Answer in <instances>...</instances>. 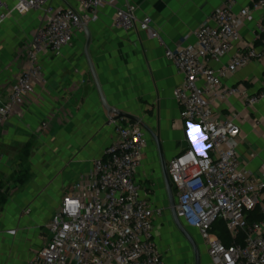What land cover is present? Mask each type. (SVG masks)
Returning <instances> with one entry per match:
<instances>
[{
	"label": "crops",
	"instance_id": "crops-1",
	"mask_svg": "<svg viewBox=\"0 0 264 264\" xmlns=\"http://www.w3.org/2000/svg\"><path fill=\"white\" fill-rule=\"evenodd\" d=\"M106 1L113 4L102 7L98 20L87 27L91 39L89 55L99 84L110 107L140 119L160 139L168 172V163L181 152L196 148L200 153L203 140L199 128L181 120L174 92L184 78L166 59V51L183 45L184 37L192 35L227 0ZM248 4L247 0L241 1L236 11ZM50 6L75 7V1L51 0ZM128 6L136 8L139 19L153 20L162 43L147 33L114 27L117 10ZM263 16L262 11L252 14L242 29L244 39L253 40ZM45 21L44 11H33L25 16L15 15L0 26L1 99L7 98L23 72L22 51L34 41ZM189 42H194V38ZM87 43L84 30L62 55H45L44 77L36 83L34 94L0 129V154L4 156L0 194L9 187L13 192L0 207V264H28L46 245L50 239L46 227L64 197L73 185L88 176L94 162L117 139L112 123L115 116H108L93 82L85 56ZM225 84L242 85L255 94L264 85V66L252 63ZM217 111L222 117L230 111L241 115L242 135L233 143L240 153L242 168L264 181V103L247 110L233 98L219 104ZM43 124L48 125L46 130ZM164 170L157 144L148 136L137 180L146 188L150 202L164 212L156 224V242L168 264H196L194 250L174 220ZM25 171L30 177L22 185L17 180ZM169 183L177 203L170 177ZM26 207L30 209L28 221L32 229L43 227L47 237L44 245L31 248L30 260L28 227L22 220L19 230H14L19 211ZM7 208L12 211L10 214L5 211ZM182 225L192 237L199 233Z\"/></svg>",
	"mask_w": 264,
	"mask_h": 264
},
{
	"label": "built area",
	"instance_id": "built-area-1",
	"mask_svg": "<svg viewBox=\"0 0 264 264\" xmlns=\"http://www.w3.org/2000/svg\"><path fill=\"white\" fill-rule=\"evenodd\" d=\"M75 7L54 9L51 0H0V26L15 15L44 11L46 21L34 41L25 47L23 72L6 99L0 98V129L34 94L44 77L43 57L60 56L78 33L98 20V13L113 1L74 0ZM227 0L166 59L183 76L174 99L181 120L199 128L202 150L181 152L168 163L178 218L203 237L211 264H264V181L242 168L234 141L242 135L241 115L222 117L218 105L238 99L245 109L264 103V85L252 94L242 85L225 81L252 63L264 66V16L246 40L242 29L254 12L264 13V0ZM114 27L161 37L150 17L139 19L136 8L118 9ZM194 38V42H189ZM227 59V62L224 60ZM213 64L219 65L218 68ZM117 139L93 164L87 177L64 197L47 225L49 241L28 264H168L156 242V224L163 210L149 200L137 180L148 133L138 124L112 121ZM48 128L47 124L42 125ZM4 156L0 154V169ZM260 208L263 220H249ZM29 213V212H28ZM223 223L232 245L212 233Z\"/></svg>",
	"mask_w": 264,
	"mask_h": 264
},
{
	"label": "water",
	"instance_id": "water-1",
	"mask_svg": "<svg viewBox=\"0 0 264 264\" xmlns=\"http://www.w3.org/2000/svg\"><path fill=\"white\" fill-rule=\"evenodd\" d=\"M85 31H86L87 36H88V43H87V47H86V51H85V56H86V59H87V62H88L89 68H90V72H91V75L93 78V82H94L96 89L98 91L101 103H102L104 109L107 111L108 116L110 118H112V116H115L114 117L115 121L125 119V120H129L130 122H133L135 124L140 125L148 133V135L156 142L160 156H161V159H162V162H163V165H164V169H165L164 174H165V178H166V182H167L168 192H169V196H170L171 210H172L174 220L176 222L178 229L180 230L182 235L186 238V240L188 241V243L190 244V246L194 250V253L196 255V260H197L196 264H201L198 247H197L193 237L190 235V233L182 225V222L180 221V219L178 218V215H177L176 199H175L174 193L172 192V189H171V186L169 183V175H168V172L166 171L165 161H164L163 154H162V147H161L160 139H158V137L155 135V133L151 129H149L140 119L135 118L133 116H130L128 114L119 112V111H117L114 108L109 106V104H108V102L104 96V93L102 91V88L99 84L98 77H97L96 71L94 69V66L92 64V61L90 59L89 47H90L91 39H90V35L88 34L87 28L85 29Z\"/></svg>",
	"mask_w": 264,
	"mask_h": 264
},
{
	"label": "rangeland",
	"instance_id": "rangeland-1",
	"mask_svg": "<svg viewBox=\"0 0 264 264\" xmlns=\"http://www.w3.org/2000/svg\"><path fill=\"white\" fill-rule=\"evenodd\" d=\"M25 173L26 174L24 176L22 175L21 177H25L26 182H28V178L27 177H30V175H29L28 171H25ZM22 174H23V172H22ZM21 177H19L17 181H20ZM11 191H12V189L10 187L5 190V194H7V198H9L11 193H13ZM1 194H3V193H1ZM28 210H30V209L28 207H26L24 209H21V211H19L20 212L19 213L20 219H19V217L17 218L18 221L16 220L17 223H16V228H14V230H16V231L19 230L18 228L20 227V221H22V220H23V225L26 224V226L28 227L27 233L29 235L28 242H29V248H30L29 249V254H28L29 255L28 259L30 260L31 257H32V251H33L32 249H34V248L37 249V248L41 247L42 245H44L46 243V238L47 237H46L45 231L43 230V227H41L40 229L37 228L36 230L32 229V225L28 221L30 219ZM5 211L7 213H9V214L12 212V211L10 212L9 208H7V210H5ZM16 214H18V212H16ZM13 218H16V217L13 216ZM193 239H194V241H195V243H196V245L198 247L201 264L205 263L206 260H210L208 252H207L206 243H205L203 237L200 235V233L194 235ZM210 262H211V260H210Z\"/></svg>",
	"mask_w": 264,
	"mask_h": 264
},
{
	"label": "trees",
	"instance_id": "trees-1",
	"mask_svg": "<svg viewBox=\"0 0 264 264\" xmlns=\"http://www.w3.org/2000/svg\"><path fill=\"white\" fill-rule=\"evenodd\" d=\"M26 179L24 178H20V184H25ZM7 200V194H0V207L2 205L5 204ZM249 220L250 221H262L263 220V216L261 214V210L260 208H257L254 212L249 214ZM212 233L215 234L216 236H218L226 246H230L232 245V241L228 236L227 230L225 228V226L223 225V223H218L216 226H214Z\"/></svg>",
	"mask_w": 264,
	"mask_h": 264
}]
</instances>
